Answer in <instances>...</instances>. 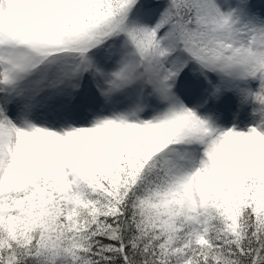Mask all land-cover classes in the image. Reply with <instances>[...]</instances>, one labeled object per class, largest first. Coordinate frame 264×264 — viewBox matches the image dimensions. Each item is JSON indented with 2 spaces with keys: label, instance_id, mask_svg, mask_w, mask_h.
I'll return each mask as SVG.
<instances>
[{
  "label": "snow or ice",
  "instance_id": "obj_1",
  "mask_svg": "<svg viewBox=\"0 0 264 264\" xmlns=\"http://www.w3.org/2000/svg\"><path fill=\"white\" fill-rule=\"evenodd\" d=\"M0 264H264V0H0Z\"/></svg>",
  "mask_w": 264,
  "mask_h": 264
}]
</instances>
